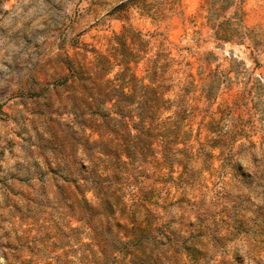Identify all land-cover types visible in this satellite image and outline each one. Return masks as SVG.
Listing matches in <instances>:
<instances>
[{
	"label": "rangeland",
	"instance_id": "1",
	"mask_svg": "<svg viewBox=\"0 0 264 264\" xmlns=\"http://www.w3.org/2000/svg\"><path fill=\"white\" fill-rule=\"evenodd\" d=\"M209 8V0H0V264H264V0H243L247 35L230 42L217 38ZM125 28L148 42L130 65L139 78L157 53L170 62L164 117L180 114L184 138L172 151L179 162L164 166L159 152L111 187L128 209L139 205L138 257L118 243L130 239V214L95 216L102 245L94 241L75 184L94 168L101 178L119 173L128 160L117 150L94 158L100 135L89 114L73 113L68 89L72 71L111 55ZM216 138L221 147L211 150ZM221 150L233 166L222 168ZM84 198L99 206L95 192Z\"/></svg>",
	"mask_w": 264,
	"mask_h": 264
},
{
	"label": "trees",
	"instance_id": "2",
	"mask_svg": "<svg viewBox=\"0 0 264 264\" xmlns=\"http://www.w3.org/2000/svg\"><path fill=\"white\" fill-rule=\"evenodd\" d=\"M242 3L243 0H209V18L220 40L230 42L243 39L247 35ZM228 11H232L229 17H227ZM117 38L120 47L112 48L111 55H99L91 67H81L72 71L69 78L72 84L68 89L73 93L71 97L73 113L77 116L89 114L88 121L92 124L88 127L100 135V141L90 144L94 158L98 153L112 156L117 150L128 161L121 163L119 173L108 174L104 178L97 175L94 168L83 183L77 182L75 186L77 193L83 195L81 198L83 202L80 203L82 202L83 207L88 211L90 219L87 224L93 232H96L93 223L95 216L104 212L114 215L118 211L130 214L131 227L128 230L130 239L128 242L118 240V243L133 246L132 251H127L123 247L122 253L138 257L146 256V248L141 245L137 236L140 230L136 227L133 214L139 205L128 209L122 189L115 187L111 190V187L118 183H126L130 177L125 176L130 175L132 170L142 167L159 152L163 154L164 166L179 162L173 157L175 155L172 151L176 145L184 141V138L180 140L182 117L179 113L174 120L172 116L164 117L172 106L171 100L167 98V94L172 89V85L169 84L172 81V77L169 76L170 62L160 64L161 53H157L156 58L150 61L152 65L146 70V75L139 78L130 65L132 62L138 64L143 58L141 53H146L148 42L142 38L140 32L132 28H125L123 34ZM128 39H131L134 47L127 45ZM116 68L122 70L111 78ZM145 80H149V84H145ZM219 83L220 81L214 80L205 86L206 97L209 100L214 98ZM79 104H83L85 109L79 107ZM112 146H115V150ZM208 146L211 150L220 148V140L213 139L212 144ZM214 157L212 153L206 156L207 159ZM216 158L222 161V168L234 164L231 151L221 150ZM111 178L114 180L112 183H105ZM260 180L264 182V177ZM260 187L264 191V185ZM86 191L95 192L99 201L98 207L92 206L84 198ZM140 207L144 208V205L141 204ZM100 235L96 232L94 241L102 245Z\"/></svg>",
	"mask_w": 264,
	"mask_h": 264
}]
</instances>
